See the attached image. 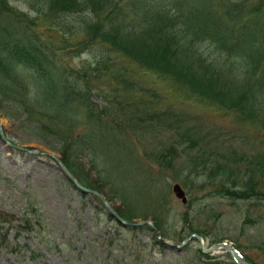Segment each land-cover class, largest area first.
<instances>
[{
    "label": "trees",
    "instance_id": "obj_1",
    "mask_svg": "<svg viewBox=\"0 0 264 264\" xmlns=\"http://www.w3.org/2000/svg\"><path fill=\"white\" fill-rule=\"evenodd\" d=\"M24 1L29 12L0 0L3 114L14 119L22 115L19 123L33 129L50 149H64L68 157L83 150L91 162L101 164L116 154L102 150L97 140L107 137L108 145L117 140L104 109L109 111L108 105L118 99L113 88L108 94L93 86L92 80H106L109 88L132 85L140 91L138 78L151 74L155 84L144 89L154 99L159 100L156 91L160 89L211 104L249 124L244 140L261 144L252 148L255 151L241 150L246 155L237 153L230 142L218 145L214 135L206 139L214 140L211 144L196 145L198 139L187 136L194 135V127L182 126L179 135L186 137L185 145L190 143L199 150L190 156L187 173L193 170L201 175L205 180L201 184L216 182L224 196L264 199V0ZM51 34L62 47L76 53L87 51L92 60L80 67L60 65L57 52L47 42ZM204 40L210 42L209 52L214 56L202 51ZM229 57L243 63L241 76L231 70ZM93 95L108 105L100 102L98 106ZM121 102L128 105L125 99ZM6 103L13 108L4 109ZM159 107L153 106L149 113L157 122L165 121L171 111L168 106ZM177 119H168L163 125L178 130ZM79 124L81 129L75 132ZM66 155L60 154V158L77 180L96 189L84 175L77 174ZM97 168V173L104 172L102 166ZM0 219L6 220L3 214ZM133 227L149 229L147 225Z\"/></svg>",
    "mask_w": 264,
    "mask_h": 264
},
{
    "label": "rangeland",
    "instance_id": "obj_2",
    "mask_svg": "<svg viewBox=\"0 0 264 264\" xmlns=\"http://www.w3.org/2000/svg\"><path fill=\"white\" fill-rule=\"evenodd\" d=\"M8 2L18 10H31L24 0ZM46 38L57 52L60 65L80 67L92 60L87 51L76 53L62 47L54 34ZM204 41L200 46L202 51L214 56L209 52L210 42ZM228 61L232 63L233 73L241 76L244 69L241 60L229 57ZM152 79L151 74L138 78L141 84L136 88L141 87L140 91L132 85L109 88L106 80H92L93 86L108 94L112 88L117 92L118 101L110 105L98 95L92 96L98 106L100 102L110 106L109 111L106 108L104 111L107 120L113 122L117 140L109 145L107 137L97 140L102 150L116 153L110 161L93 163L83 150L73 157L62 152L64 149L54 151L65 154L76 173L84 175L114 209L130 220L153 221L161 237L178 242L194 228L203 244L228 242L245 253L253 264H264V199L224 196L218 192L216 182L201 184L205 181L201 175H195L193 170L187 173L192 163L190 156L199 150L189 141L185 145L186 137L179 135L182 126H191L196 137L192 132L187 136L197 138L196 145L211 144L214 140L219 145L227 141L237 153H242L241 150L255 151L252 148L261 145L244 140L243 133L251 126L235 120L232 113L191 97L176 96L168 90L158 89L159 100L154 99L149 89H144L155 84L151 83ZM124 99L128 105L121 102ZM4 106V109L13 108ZM153 106H168L171 111L168 119L178 118L175 124L181 127L174 130L163 125L168 119L154 120V115L149 113ZM2 110L1 124L7 140L29 148H49L33 129L19 123L22 115L14 119ZM80 129L79 124L75 132ZM213 135L214 140L206 141ZM50 142L56 147L60 145ZM101 166L106 173L96 172L95 168ZM175 181L181 184L184 202L171 190ZM0 212V218L2 214L6 218L0 219V264H233L227 252H205L194 238L183 247L174 248L158 242L147 228H134L108 219L99 201L69 185L49 156L13 148L1 138Z\"/></svg>",
    "mask_w": 264,
    "mask_h": 264
},
{
    "label": "water",
    "instance_id": "obj_3",
    "mask_svg": "<svg viewBox=\"0 0 264 264\" xmlns=\"http://www.w3.org/2000/svg\"><path fill=\"white\" fill-rule=\"evenodd\" d=\"M0 137L2 139H5L3 131H2V127H1V122H0ZM6 140V139H5ZM6 142L8 144H10L11 146H14L18 149L30 152V153H45L47 155H49L56 163V166L58 169L61 170V172L63 173V175L68 178L77 188L81 189L82 191H85L87 193H92L95 194L102 202V204L104 205V207L106 208V210L113 216V218L117 221H119L120 223L124 224V225H132V224H138V223H146L150 226V228L152 229V231H154L157 235V237L161 238L162 240H164L168 245L173 246L175 248H180L185 242L186 240L190 237V236H194L198 242V245L200 248H202L205 251H211L214 249V247H223L225 250H227L236 260V262L238 264H248L239 254L238 252L228 243L225 242H216L212 245H210L209 247H205L202 242H201V238L199 237V235L197 233L194 232H190L187 235H185L179 242H173L169 239L163 238L159 236V231L158 229L154 226L153 222L151 220H142V221H128L122 217L119 216V214L115 211L114 207L108 203V201L104 198V196L98 192L97 190L90 188L88 186H85L81 183H79L76 178L72 175V173L69 171V169L63 164V162L60 160V158L51 150H48L46 148H37V149H31L25 146H21L18 144H14L11 143L10 141L6 140ZM171 190L173 192V194L178 197L182 202L185 201V196H184V191L181 188V186L177 183L174 182L171 186Z\"/></svg>",
    "mask_w": 264,
    "mask_h": 264
},
{
    "label": "bare ground",
    "instance_id": "obj_4",
    "mask_svg": "<svg viewBox=\"0 0 264 264\" xmlns=\"http://www.w3.org/2000/svg\"><path fill=\"white\" fill-rule=\"evenodd\" d=\"M0 122H1V118H0ZM49 150V149H48ZM57 156H58V154L57 153H55ZM60 156V155H59ZM58 156V157H59ZM228 243V242H227ZM204 245V244H203ZM209 247V246H208ZM217 250H218V247L216 246V247H214V249L213 250H211V251H209L210 253L211 252H217Z\"/></svg>",
    "mask_w": 264,
    "mask_h": 264
}]
</instances>
